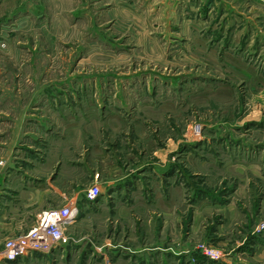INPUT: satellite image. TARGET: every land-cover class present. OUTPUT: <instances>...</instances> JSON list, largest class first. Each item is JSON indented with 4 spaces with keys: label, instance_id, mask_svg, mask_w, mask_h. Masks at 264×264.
Segmentation results:
<instances>
[{
    "label": "rangeland",
    "instance_id": "374dc122",
    "mask_svg": "<svg viewBox=\"0 0 264 264\" xmlns=\"http://www.w3.org/2000/svg\"><path fill=\"white\" fill-rule=\"evenodd\" d=\"M225 1L209 11L207 1L178 0L173 17L143 19L92 0L81 37L49 0L0 17V106L9 109L0 141L10 156L37 153L41 174L79 207L66 244L0 264H264V1ZM145 163L178 170L175 208L162 205L170 200L147 165L136 173L155 187L99 194L104 218L81 213L92 207L86 190L103 191L113 167L122 176ZM120 201L137 206L130 219L114 220ZM106 240L121 248L103 254Z\"/></svg>",
    "mask_w": 264,
    "mask_h": 264
},
{
    "label": "crops",
    "instance_id": "0c3cea01",
    "mask_svg": "<svg viewBox=\"0 0 264 264\" xmlns=\"http://www.w3.org/2000/svg\"><path fill=\"white\" fill-rule=\"evenodd\" d=\"M19 1V2H18ZM25 0H0V17L7 15L10 11H17L18 14H13V16H17V18H21V3ZM35 3H41L42 0H32ZM92 0H49V2L53 5L55 4L53 12H65V25L69 27L67 23L68 18L73 19L72 23L75 28V32L78 37L82 35H87L89 32V14L88 12V3ZM98 3V8L101 10L105 8L107 5L111 4L110 2H114L115 4H119V10L127 11L131 13L133 17H140L143 19H153V18H170L173 17V13L176 11V6L178 4V0H93ZM195 1V0H193ZM201 5H204L207 1L206 7L211 6V9H216V6L219 4H225V0H198ZM213 1V2H212ZM264 1V0H259ZM101 2L104 4H101ZM214 3V5H213ZM217 3V4H216ZM117 7V6H116ZM199 9V7H198ZM118 10V11H119ZM106 15L113 17L110 21H114L115 15L112 14L117 11H112L105 9ZM9 16V14L7 15ZM24 18V17H22ZM50 18H52L50 16ZM53 19V18H52ZM88 23V24H87ZM73 25L71 29L73 28ZM145 31L142 34L144 39L150 36V29L144 27ZM148 30V33H147ZM147 40V39H146ZM3 94V92H1ZM7 95V93H4ZM8 107L0 106V125L7 124L9 121L8 118ZM5 119L3 122L2 120ZM178 142V141H177ZM5 147L4 151L0 153V258L3 257V243L6 239L17 236L19 234L24 233L30 227H32L38 219L40 218L41 212L57 202L60 205L64 204H72L76 203L77 200L73 199L72 193L65 192L59 189L55 183L50 181V177L47 175L41 174V159L40 156L35 152L29 151L25 153L24 151L15 152L12 156H10V152L8 151V145L6 142L0 141V148ZM28 147V146H27ZM26 151V150H25ZM28 151V150H27ZM9 152V153H8ZM160 166L163 168L167 162H162ZM48 165V163H46ZM148 165L153 172L158 175L157 180V192L161 189V191H165L166 197L170 200L163 201V206L167 209L174 207L175 201L174 199L179 198L183 200L184 196V186L179 182L178 178V170L176 173L167 170H159L156 171L153 167V164L145 163L139 164L136 168L137 171L135 173L131 171L130 173H125L122 176L117 175L115 172L120 168H112L111 174L112 178H109L108 182H105L103 185L104 190L101 191V195H107V197H116L119 195L126 194H135L141 193L142 191H147L148 187H155L153 182H151V186L145 185L148 184L142 176H138L136 172L140 170H145ZM111 168H109V172ZM146 172V170H145ZM171 174V176H170ZM147 175V172L145 173ZM172 178H175V181H172ZM154 190V189H152ZM121 193V194H120ZM176 194V195H175ZM104 195V196H105ZM159 195L162 196L160 193ZM165 197V196H164ZM212 198V197H211ZM99 197L96 199V201ZM209 199V198H208ZM120 200V199H119ZM88 201V200H87ZM212 203H216L215 199H210ZM94 202V201H93ZM90 202L92 207L89 205L81 206V213L86 215H91L92 212H96L99 216L102 213V217H106V214L110 211L109 205L105 202L97 203L94 206V203ZM162 202V201H161ZM177 202V200H176ZM59 205V206H60ZM140 208H144L146 210H150L151 207L147 205V203H141ZM112 210L115 213L114 220L123 221L125 218L130 219L132 212L137 210V206L131 204V202H118L113 203ZM152 210V209H151ZM73 240V235H69ZM78 242V241H76ZM121 248V246H119ZM115 243L112 244L110 240H106L100 246H97L98 251L100 250L103 254L106 252L113 251L112 249L119 248ZM137 248H135L134 252H136ZM150 249V248H149ZM152 249V248H151ZM166 249V248H164ZM248 248H243V250H247ZM139 251V250H138ZM175 255H179L182 250H172ZM112 253V252H111Z\"/></svg>",
    "mask_w": 264,
    "mask_h": 264
},
{
    "label": "built area",
    "instance_id": "2783aa9c",
    "mask_svg": "<svg viewBox=\"0 0 264 264\" xmlns=\"http://www.w3.org/2000/svg\"><path fill=\"white\" fill-rule=\"evenodd\" d=\"M99 194H101L99 186L92 184L85 192V199L93 202L100 196ZM78 213L79 207L76 203L43 210L35 225L26 232L4 241L3 257L12 262L33 252L49 253L61 247L69 240L65 235V227L75 221ZM260 226L264 229V221ZM200 253L213 260L220 259L222 255L218 249L206 245L200 246Z\"/></svg>",
    "mask_w": 264,
    "mask_h": 264
}]
</instances>
